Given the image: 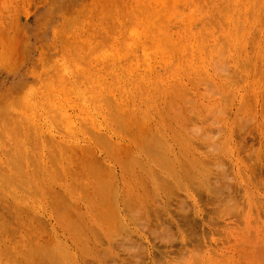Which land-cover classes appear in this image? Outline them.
<instances>
[{
	"label": "rangeland",
	"instance_id": "rangeland-1",
	"mask_svg": "<svg viewBox=\"0 0 264 264\" xmlns=\"http://www.w3.org/2000/svg\"><path fill=\"white\" fill-rule=\"evenodd\" d=\"M0 264H264V0H0Z\"/></svg>",
	"mask_w": 264,
	"mask_h": 264
}]
</instances>
